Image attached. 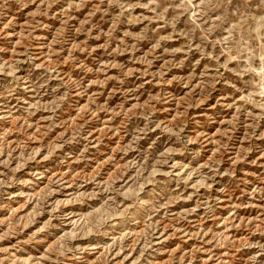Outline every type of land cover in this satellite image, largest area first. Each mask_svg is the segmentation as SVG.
<instances>
[{
	"label": "rangeland",
	"instance_id": "374dc122",
	"mask_svg": "<svg viewBox=\"0 0 264 264\" xmlns=\"http://www.w3.org/2000/svg\"><path fill=\"white\" fill-rule=\"evenodd\" d=\"M0 264H264V0H0Z\"/></svg>",
	"mask_w": 264,
	"mask_h": 264
}]
</instances>
